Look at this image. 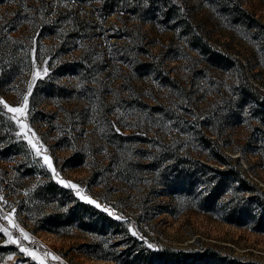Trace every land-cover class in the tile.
<instances>
[{"label":"rangeland","instance_id":"obj_1","mask_svg":"<svg viewBox=\"0 0 264 264\" xmlns=\"http://www.w3.org/2000/svg\"><path fill=\"white\" fill-rule=\"evenodd\" d=\"M34 1L47 8L48 20L31 29ZM89 4L0 0V23L17 45L22 73L12 87L0 84V116L6 115L0 146L25 143L39 172L82 201L94 200L152 250H208L214 261L264 264V216L254 213L256 222L248 227L230 223L231 191L209 199L203 182L177 180L186 169L175 160H208L205 133L245 169L256 164V177H249L264 202L263 145L257 140L264 123L251 93L241 92L248 80L264 94V0H129L135 11L98 16L94 36L82 40L74 12L87 17ZM60 39L70 40L69 50L60 52ZM93 46L97 56L88 54ZM129 48L127 61L122 51ZM149 61L163 71L146 72ZM25 98L23 115L5 107H22ZM36 101L40 105L33 106ZM9 158L0 156V264H40L21 248L44 264H117L109 259L120 250L111 236L88 249L90 234L46 228L58 203L33 194L40 179L20 178L21 157ZM258 210L263 214L264 206Z\"/></svg>","mask_w":264,"mask_h":264},{"label":"trees","instance_id":"obj_2","mask_svg":"<svg viewBox=\"0 0 264 264\" xmlns=\"http://www.w3.org/2000/svg\"><path fill=\"white\" fill-rule=\"evenodd\" d=\"M69 3H76V5L84 6V4L90 3L89 5L93 8L87 17H80L78 13L74 12V24L77 27L78 37L82 40L86 34L89 37H93L94 34H90L91 28L93 29L94 23L97 24V17H111L113 14H117L122 11L134 10L131 4H127L129 0H100L101 4H96L97 0H67ZM93 2V3H92ZM42 3L38 1L31 2L30 10L31 14L28 17V27L34 28L38 24H46L48 20V14L45 12L47 8L41 6ZM144 8V5L141 6ZM97 14V15H96ZM59 20H63V14L58 15ZM57 19V20H58ZM90 19V20H89ZM2 23V22H1ZM0 23V62L3 65L0 70V84H5L6 87H12L15 80V74L22 75L19 69L20 62L15 57L17 49L12 43V34L9 29L2 23ZM20 39V38H19ZM56 44L60 46V52L67 51L71 47V42L65 39ZM129 45V44H128ZM200 48H204L203 44H199ZM97 47L93 46L88 52L92 56H97ZM127 61L131 59L130 48L122 51ZM146 72L152 74H159L163 71V67L158 66L155 62H147L143 65ZM2 86V85H1ZM14 89V88H13ZM243 90V91H242ZM36 95L40 94L37 90ZM241 92L251 93L255 100L256 111L262 116V120L259 122L264 123V94L263 91L258 87L251 84L248 80L241 84ZM40 105L39 101L33 102V106ZM0 111L4 112L1 107ZM5 114V112H4ZM6 121V115L0 116V129ZM205 131V130H204ZM204 141L208 142L206 146L209 147L211 153L208 154V160L202 161L196 159H181L175 156V160L178 165L186 169V173L179 175L178 181L192 182H203L204 189L209 191V199H222L227 196L230 191L233 196L228 201V207L230 209L229 217H227L230 223L238 226H249L252 221L256 222V214H260L259 207L264 206L263 200L256 198L260 188L253 182V179L249 177L252 175L256 177V164L249 165L248 169H245L241 164L239 158H233L224 154L223 150H220V146L215 140H211L206 137L205 133L202 134ZM3 135L0 133V144L3 143ZM252 139V137L250 138ZM260 144L263 145V151L258 156L264 160V134L257 137ZM6 146H0V156L3 159L12 161L9 155H18L21 157L19 165L24 168L23 172L19 171V177L27 181L32 179H40L39 188L33 191V194H38L39 199L49 204L51 201L57 202L55 210L47 217L46 228L55 231L59 234H65L69 230L75 229L84 234H90L92 236V242L86 244L88 249H95L100 246V242L107 235L115 239L113 247L115 251L120 248L119 252H115L114 256L109 259H113L117 264H237V260H228V258L220 257L214 261L210 254V251L206 252H187L177 251L172 248H162L160 250H152L145 246V243L138 237L133 235L129 228L124 225L121 221L108 215L103 210L96 206L82 201L80 198L75 197L74 193L67 190L64 186H61L55 182L51 175L43 174L39 172L36 166L33 164L34 154L30 152L27 145L23 142L16 143L15 145L6 144ZM23 146L24 149L18 148ZM18 148V149H17ZM47 179V180H45ZM29 186V185H28ZM28 186H24L28 188ZM29 193L32 192L28 189ZM35 192V193H34ZM39 192V193H38ZM249 194V195H248ZM263 218V217H262ZM262 220V219H261ZM259 220L258 224H261ZM262 228H258L261 230ZM216 254V253H214ZM109 257V256H108ZM212 257V258H211Z\"/></svg>","mask_w":264,"mask_h":264},{"label":"snow or ice","instance_id":"obj_3","mask_svg":"<svg viewBox=\"0 0 264 264\" xmlns=\"http://www.w3.org/2000/svg\"><path fill=\"white\" fill-rule=\"evenodd\" d=\"M45 71H46V69H45ZM37 75H39V73H37ZM0 103H3V101H0ZM27 103H28V102H27V98H25V99H24V104H23L22 107H18V108H17V107H9L7 104H5V107L8 108V111H9V112L19 113L20 115H23L24 112H25V109L27 108ZM18 122H19V121H18ZM21 127H22V128H26L27 126L22 124ZM29 143H32L31 139H29ZM33 147L35 148L36 145L33 144ZM37 151H39V149H37ZM44 160H45V162L49 165V167H51V160H50V158L47 157V156H45V157H44ZM52 171H53V173L55 174V169H53ZM60 183L64 184L66 187L73 188V189H75V188L78 187L77 185H75V184H71L70 182H66V181H60ZM77 195H80V193L77 192ZM80 198H81V199H85V197H83V196H81ZM88 203H90V204H95L96 207H98V208L100 207V205L97 204L94 200L88 199ZM104 210L107 211V209H104ZM118 219H119V217H118ZM20 231L23 232V229H21ZM24 238H25V239H28V235H27V233H24ZM11 242H12V243H19V241H16V240H12ZM148 247L151 248L152 245L149 244ZM21 251H22V252H27V254H28L29 256H31L33 259H38V260H40V264H44V260H43L42 258L38 257V256L36 255L35 252L30 251V250L27 249V248H21ZM45 255H48V254H45ZM53 259H58V257H55V256H54Z\"/></svg>","mask_w":264,"mask_h":264}]
</instances>
